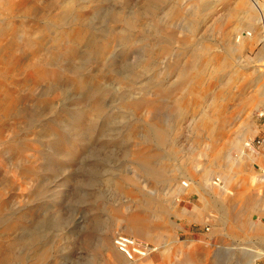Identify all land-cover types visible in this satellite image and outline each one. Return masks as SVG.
Segmentation results:
<instances>
[{"label": "rangeland", "instance_id": "rangeland-1", "mask_svg": "<svg viewBox=\"0 0 264 264\" xmlns=\"http://www.w3.org/2000/svg\"><path fill=\"white\" fill-rule=\"evenodd\" d=\"M213 1L0 0V62L14 69L7 76L16 96L14 109L0 112V249L10 251V264H179L190 254L202 264H250L253 255L264 264V226L256 244L247 237V208L254 222L264 216V196L256 194L258 180L250 182L254 160L247 165L237 147L252 149L256 160L264 155V39L244 49L241 21L222 37L215 20L233 0L211 8ZM68 4L82 20L67 14ZM76 27L84 37L66 52L58 34ZM203 47L232 62L203 103L180 113L187 78L179 71ZM232 78L230 92H239L223 119L226 135L208 156L199 122L213 92ZM246 79L256 85L241 87ZM239 94L252 99L241 107ZM228 153L236 186L227 191L247 194L231 206L236 222L248 224L237 237L208 226L220 202L209 171ZM185 183L192 191L177 193ZM131 216L147 228L135 232ZM7 224L14 228L3 230ZM117 236L147 247L145 256L126 259L114 247Z\"/></svg>", "mask_w": 264, "mask_h": 264}, {"label": "bare ground", "instance_id": "bare-ground-1", "mask_svg": "<svg viewBox=\"0 0 264 264\" xmlns=\"http://www.w3.org/2000/svg\"><path fill=\"white\" fill-rule=\"evenodd\" d=\"M226 1L229 0H216L211 2L209 5L212 8L213 5L217 2L224 4L226 3ZM255 5L257 6L258 10L254 8ZM72 9H74L72 4H68L66 10L67 14L74 16L78 21L82 20L83 15L79 12L76 13ZM255 10L258 12H256ZM223 12L224 14L219 18L217 17V19L215 20L216 28L219 30L222 37L225 38L227 36L226 30L231 26V23H233L234 21H236V24L233 23L234 24L233 27H236L237 29L236 31H238L240 29L239 23L241 21L243 22V24H245L247 31L245 36L244 33L240 35V39L242 41V46L244 49L246 50L249 49V41H248L249 39L253 41L264 39V31L261 32L260 30L254 28L252 25L254 22H261L262 24H264V13H262L264 12V0H233V2L225 5V9ZM177 14L178 12L176 13V15ZM58 37L63 38L66 41L64 50L66 52L72 53L74 51L73 48L74 43L76 41L81 40L84 37V34L82 29L80 30L79 28L76 27L70 32H60L58 34ZM201 49L202 50L198 51L195 54H192L190 58H188L190 65L188 66L186 65L187 67L179 71V74L181 76L187 78V80H185L187 82L184 81L185 83L182 86L185 87L186 96L184 97L183 101L178 105V110L180 113L185 109L203 103L205 101L206 95L209 92L210 83L215 79L217 72L223 71L226 67H228V64L232 62V58L229 55L222 56L220 58V56L213 55L208 47H203ZM162 51L166 52L167 51L166 47L163 48ZM3 64L4 62L3 63L0 62V67H1L0 68V112L2 114H8L14 109V106L16 104L15 103L16 96L13 90L14 87H11L9 84L12 82L11 77L7 76V75H11L12 72H14V69L12 66L9 65L4 66ZM255 71H260V70H255ZM2 75H5V77H2ZM204 78L209 79V84L207 83L206 85L203 83ZM8 80L9 82H7ZM256 80L257 79H246V81H244V83L240 86L245 87V85H248V87H253L254 84L256 85L257 82ZM229 83L231 85L229 84L228 86H226V88L220 87L219 89L213 92L212 100H211L212 104H210L209 107L210 109H208L206 113H203L202 118L199 122L200 131L206 133V140L208 141V145H207L208 156L210 153H211L210 155H212L215 152V150L219 146V143L223 140V138L226 135L225 133L226 127H224L223 125L224 122L223 119L224 116L227 114L229 102L235 97V93L239 92V90L238 92L235 93L230 92L231 86H233V88L236 91V78H232L229 81ZM246 93L248 94V92ZM258 95L260 98L261 97L264 98V88L261 89V92H258ZM248 97H244L243 94L238 95L237 101L239 102V105L241 107H243L244 105H246V103H248V99H247ZM250 99H252V96L249 97V101ZM251 126H252L251 122L244 123V128H243L244 133H249L251 130ZM233 149H236V142L233 145ZM228 156L229 158L226 164L216 163L214 165V163H212L211 168L213 169H210L211 171H209L208 169V171L210 172L209 174H211V186H212L211 193L216 198L217 197L220 198V202H218L215 206V214H218V217H216L215 215L210 216L208 221V226L211 227V231L213 233L215 232L217 234L225 233L228 236L237 237L239 235L238 233L239 230H241V228L243 227L245 229L246 225L248 224L244 222L241 223V221L236 222V217L231 211V206L232 204H234L233 202L236 198V194L230 197V192H228L227 189L231 190L234 189L233 187L236 186V163L235 160L231 158L230 153H228ZM257 163L260 165V167L264 166V157L258 158ZM154 175L158 176L159 174L154 172ZM158 178L160 179V177ZM190 191H192V188L188 183L183 184L181 186V189H177V193L190 192ZM3 206L4 204L0 203V210L2 209ZM248 209L250 208H247V210ZM128 222H130V224L135 228V232L138 233L147 228L143 219L137 216L129 217ZM12 227H13L12 224H7L4 226L5 229L3 230H7V229L12 230L14 228ZM256 231L257 229H250L247 237L254 238L253 236L257 234ZM159 235L160 233H158V231L156 230L154 232L155 243L159 242L160 240ZM114 247L118 251L115 245ZM146 250L147 249L142 251L136 250L135 253L128 252L127 253L129 254L128 257L124 256V254H122L120 251L118 252L122 254L126 259H132L133 256L142 257L145 254ZM205 255L203 257V261H205ZM262 257H264V254L258 255V258H262ZM11 260H12V255L10 251H7V249L6 250L0 249V264H10ZM255 260H256L255 256L253 255L250 264H255ZM179 264H202V260L199 258L198 259L192 258L190 254V256L185 257ZM211 264H217V262H213Z\"/></svg>", "mask_w": 264, "mask_h": 264}, {"label": "crops", "instance_id": "crops-1", "mask_svg": "<svg viewBox=\"0 0 264 264\" xmlns=\"http://www.w3.org/2000/svg\"><path fill=\"white\" fill-rule=\"evenodd\" d=\"M251 142H252V138L250 139V141H249V144H250V147L252 148V146H251ZM237 147H239V151H240V153L242 154V155H244L245 156V158H243L242 160L244 161V160H246V162H247V165H248V161L249 160H254V161H252V162H254V164H256L255 166L254 165H252V167L251 168H253L252 169V171H251V175L253 176V178H251L250 180V182H252L253 180H258V187L260 188V189H262L260 192V194L259 193H256V194H258L259 196H264V176H262V173L261 172H264V166H262V167H260V165L256 162L257 160L256 159H253L254 157H250L249 156V154H251V151H252V149H249V151H248V149L246 148V147H244V146H242V145H240V144H238L237 145ZM236 147V148H237ZM244 151H245V153H244ZM258 154H264V151H261L260 153H258ZM257 154V155H258ZM261 157H264V155H260L258 158H261ZM256 160V161H255ZM246 164L245 165H243V166H239V173L241 172V174H243L244 175V167H246L247 166ZM240 168H242V169H240ZM261 170V171H260ZM253 173V174H252ZM242 195H244V196H247V194H246V190L245 189H243V187H241V188H239L238 187V189L236 190V199L238 200V196H242ZM249 200H252V199H250L249 198ZM252 201H257V200H252ZM260 201H262V204H264V197H262V198H260ZM254 204V203H253ZM250 209H249V218H247V220H248V223H249V228L250 229H257V231H256V235L255 236H253L254 238H248L249 239V242L250 243H252L253 245L254 244H256L257 243V240H259V238L261 237V227L260 226H258L259 224L260 225H262V226H264V216H259L257 213V215H256V218H255V222L251 219V214H252V208H253V206L252 207H249ZM259 211L261 212V213H264V208H262L261 206L259 207ZM259 233V234H258ZM259 235V236H258Z\"/></svg>", "mask_w": 264, "mask_h": 264}, {"label": "built area", "instance_id": "built-area-1", "mask_svg": "<svg viewBox=\"0 0 264 264\" xmlns=\"http://www.w3.org/2000/svg\"><path fill=\"white\" fill-rule=\"evenodd\" d=\"M114 244L116 246V248L118 249V251H120L122 254H124L125 256L128 257L129 253H135L136 250H145L147 249V247H143L142 245H139L138 243H136V241H134L133 239H129L127 237L124 236H117L114 239Z\"/></svg>", "mask_w": 264, "mask_h": 264}]
</instances>
